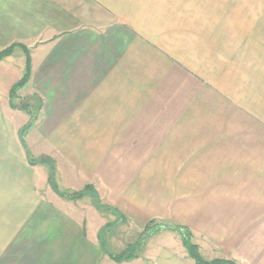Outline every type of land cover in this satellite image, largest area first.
<instances>
[{
    "label": "crops",
    "instance_id": "crops-1",
    "mask_svg": "<svg viewBox=\"0 0 264 264\" xmlns=\"http://www.w3.org/2000/svg\"><path fill=\"white\" fill-rule=\"evenodd\" d=\"M12 44L30 56L18 96L42 103L21 137L16 47L0 60L20 52L0 100V264H194L177 236L112 260L100 209L264 264V0H0ZM86 185L99 209L55 191Z\"/></svg>",
    "mask_w": 264,
    "mask_h": 264
},
{
    "label": "trees",
    "instance_id": "trees-1",
    "mask_svg": "<svg viewBox=\"0 0 264 264\" xmlns=\"http://www.w3.org/2000/svg\"><path fill=\"white\" fill-rule=\"evenodd\" d=\"M16 47H19L23 50L25 59H24V67L22 75L18 80H16L9 88L8 91V101L11 108L19 109L24 112H26L29 115V121L28 123L20 130V136L22 137V133H24L28 127L30 126V123L35 119V114H38L39 109L41 107V99L38 97V95H30L25 97H19L18 96V90L27 82L30 76L31 68H30V56L28 49L23 45L18 44H12L7 47H4L0 49V60L4 59L7 56H10L14 49ZM35 105V106H34ZM23 144V142H22ZM28 158L30 162H45V160L48 159L49 167H48V177L49 179L53 176V166L50 165L51 160L45 155L38 156V157H32L29 152ZM55 188V187H54ZM93 187L91 185L84 186L83 189L77 190V191H70V192H63L59 189L55 188V191L58 192L60 195L66 198H76L80 197L84 194H90V197L92 199V203L96 207H100V204L98 200L93 196H95ZM155 221H150L147 225L144 226L143 230L150 228L152 225H156V223H153ZM170 228H173V230H176L180 236V240L182 242V245L184 246L188 256L193 260L194 264H235V262L227 257H214L212 259H205L201 256L199 252L198 244L191 240L192 238V232L188 229L182 228L179 225H172ZM142 230V231H143ZM138 243H134L132 245H129L125 250L120 252L119 254L112 253L108 250V255L110 258L116 262L121 261H129L139 256Z\"/></svg>",
    "mask_w": 264,
    "mask_h": 264
},
{
    "label": "rangeland",
    "instance_id": "rangeland-1",
    "mask_svg": "<svg viewBox=\"0 0 264 264\" xmlns=\"http://www.w3.org/2000/svg\"><path fill=\"white\" fill-rule=\"evenodd\" d=\"M18 55H20V52H17V54L14 55L15 58L8 59L7 63L9 64H0V100L6 96L4 93L12 80V75H15V72L21 65V59ZM52 179L54 181V174ZM90 201H92V199ZM99 211L104 214L106 220V224H104L105 227L100 231V242L112 253L119 254L129 245L138 243L139 246L137 250L139 251V254H141L148 243L153 241H171L173 240V237L176 238V236L182 244L179 234H174V230L170 228L160 230L158 227L156 228V225L154 224L148 229L137 231V229L131 224L126 225L120 223V225L119 223H115V218L110 214L101 209ZM196 238L195 235H192L191 240L197 243Z\"/></svg>",
    "mask_w": 264,
    "mask_h": 264
}]
</instances>
